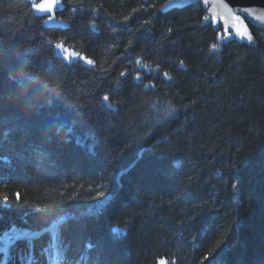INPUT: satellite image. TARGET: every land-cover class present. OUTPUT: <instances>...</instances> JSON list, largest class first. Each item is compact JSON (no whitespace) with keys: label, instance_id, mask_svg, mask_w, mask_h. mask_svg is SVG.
<instances>
[{"label":"trees","instance_id":"trees-1","mask_svg":"<svg viewBox=\"0 0 264 264\" xmlns=\"http://www.w3.org/2000/svg\"><path fill=\"white\" fill-rule=\"evenodd\" d=\"M166 2L0 0V247L32 233L4 264H264V31Z\"/></svg>","mask_w":264,"mask_h":264},{"label":"snow or ice","instance_id":"snow-or-ice-1","mask_svg":"<svg viewBox=\"0 0 264 264\" xmlns=\"http://www.w3.org/2000/svg\"><path fill=\"white\" fill-rule=\"evenodd\" d=\"M190 0H167V3L163 5L165 8H171L174 3L176 4H187ZM203 4L205 5L206 9L211 12V15H205L203 17V20L206 22H210L213 25H219L220 28L223 29V34L217 36L218 40L222 39H228L232 36H235L241 41H247L250 45L255 43L254 37L249 31V28L247 24L245 23V18H252L257 21H260L261 23H264V15H257L253 11L252 8L249 7H231L228 3L225 2V0H203ZM58 0H45V3H33L32 8L41 14L47 13L48 14V20L45 21V23L52 21L53 17L51 13L53 10L58 7ZM147 10V9H145ZM240 13L245 14L243 17ZM95 26L93 25V28ZM171 31V29H169ZM217 31H219L217 29ZM218 45L216 43L211 44V50L215 51L217 50ZM55 49L58 52L67 53V55L63 56L64 60H84L86 61L87 65H93V60L88 59L86 57L80 56L75 51H69L67 48L64 47L62 44H56ZM140 62L137 61V64ZM181 66H183V61L179 62ZM164 77H166L168 80H171V77L168 75L167 72H165ZM120 76L123 78L125 76L124 72L120 73ZM137 80L140 79L139 76L136 77ZM110 96L108 94H104L101 97V101L103 103V106H107L108 108L115 107L113 104H110ZM46 104L51 106L52 100H46ZM44 106H42L43 108ZM175 109H171L170 111H165L164 115L161 117L162 121H166L167 117L174 112ZM40 121H39V127L42 129H49L54 130L56 135H59L60 132L63 131L62 127H56L52 125V120L54 119V115L52 112H49L47 114L45 113H39ZM6 122H8L3 116H0V127H2ZM50 142V141H49ZM77 144H82L81 141L77 140ZM41 153H44L45 150L40 147ZM238 181L233 183V188L235 189L237 187ZM102 196L103 193H100ZM16 200H20V194H16ZM3 203L7 205L9 203V198L7 196L3 197ZM32 237V233L28 231H16L13 229L11 233H5L3 236V247H0V253H4L5 256H7L8 248L10 245L14 244L16 241L21 240H30ZM159 264H166L165 261L161 260Z\"/></svg>","mask_w":264,"mask_h":264},{"label":"water","instance_id":"water-1","mask_svg":"<svg viewBox=\"0 0 264 264\" xmlns=\"http://www.w3.org/2000/svg\"><path fill=\"white\" fill-rule=\"evenodd\" d=\"M225 2L228 3L231 7H249V8L253 9L255 14L264 15V0H225ZM193 4H200L207 11L206 14L208 16L211 15V12L209 10H207L205 5L203 4V0H190V2L187 4H176V3H174L171 8H165V7L161 6L160 10L162 12H166V11H169L171 9L184 8L186 6H190ZM240 14L242 15V17L245 15L243 13H240ZM203 23L204 24H211L213 29L222 30V32H223V29L220 28L219 25H213L212 23L206 22L204 20H203ZM245 23L247 24L248 28H249V26H252V27H255L257 29L264 31V23H261L260 21H257V20L252 19V18H245ZM231 38H233L237 41L249 44L247 41H241L238 38H236L235 36H232Z\"/></svg>","mask_w":264,"mask_h":264},{"label":"rangeland","instance_id":"rangeland-1","mask_svg":"<svg viewBox=\"0 0 264 264\" xmlns=\"http://www.w3.org/2000/svg\"><path fill=\"white\" fill-rule=\"evenodd\" d=\"M30 1H32L33 3H45V0H30ZM38 13V12H37ZM39 14H41V13H39ZM42 15H48L47 13H44V14H42ZM48 20V18L46 19V21ZM47 25H56V21L53 19L52 21H49V22H47L46 23ZM58 52V51H57ZM59 53H61V55L62 56H64V55H67V53H63V52H59ZM86 63V62H85Z\"/></svg>","mask_w":264,"mask_h":264},{"label":"bare ground","instance_id":"bare-ground-1","mask_svg":"<svg viewBox=\"0 0 264 264\" xmlns=\"http://www.w3.org/2000/svg\"><path fill=\"white\" fill-rule=\"evenodd\" d=\"M206 13H207V11H206Z\"/></svg>","mask_w":264,"mask_h":264}]
</instances>
